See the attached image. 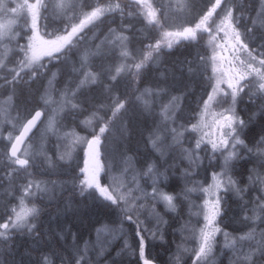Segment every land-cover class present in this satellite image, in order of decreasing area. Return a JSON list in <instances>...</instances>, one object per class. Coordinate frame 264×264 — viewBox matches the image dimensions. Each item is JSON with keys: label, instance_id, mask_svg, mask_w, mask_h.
Segmentation results:
<instances>
[{"label": "trees", "instance_id": "trees-1", "mask_svg": "<svg viewBox=\"0 0 264 264\" xmlns=\"http://www.w3.org/2000/svg\"><path fill=\"white\" fill-rule=\"evenodd\" d=\"M71 1L73 2V4ZM109 1L111 0H60V6L58 5L57 0H46V3L48 10H52L53 7L59 9L67 8L66 10L70 9L72 12L77 14V15L74 14L73 16L74 20H77L82 14L84 15V13L90 10L91 8H96L98 6L106 4ZM116 1L119 2L120 8L116 10L114 13L103 16L102 19H100L94 24V26L108 29V26L110 24L113 25H116V23L119 25L120 23L128 24L127 27L129 26V29H124L125 28L124 25H120V27H118V29L121 31L125 30L123 32L127 33L128 38H130L129 39L130 42L126 47V49H129L130 55L126 59L129 62H136V60L140 59V62H142V64L138 68L137 73L136 72L133 73L131 70L118 72L116 65V63H118L117 58H119L116 51L117 47L108 41L107 36L100 43L102 48L97 50V54L99 56L95 54L93 57H91V59H89V63L83 64L82 60L79 57H84L83 56L84 53L87 54L88 51L93 53L95 48L94 44L96 43L89 41L86 42V44L84 45L83 42H79L80 40L76 39L74 43H72L67 49L69 59L63 61L60 60L58 62L60 67L56 62L51 64L52 68H54L55 65H58L59 67V76L56 84L58 86L61 85L60 83H62L63 85H65V83H67L66 85H68L69 83L72 86L76 85L79 79L81 78L80 76L83 74L85 66H88V64L94 72L96 70L97 72V73L95 72L96 80L95 82L90 83L89 85H84L82 86V88L80 87V89L77 90L75 95V101L78 103V105H80L79 106L80 109H78L77 111L75 110L76 108L73 109L75 114H72L71 112H66L62 116V120L68 123L69 125L71 124V126H73L74 124L79 126L81 121L80 119H82L85 115H87L91 111L98 109L101 110L102 114H104V117L106 118L104 124L108 128H110L111 131L112 127H114V122H115L114 117H116L113 115L112 107L120 102L119 100H117V97L119 96L121 99L127 100L128 102L127 111L120 113L118 116L119 118L118 117L115 118V119H119L120 121V123L118 124L119 126L117 127V129L119 128L120 130L115 129V131L113 133L111 131L110 134H107L106 132L104 136L105 138L104 150L106 154V159H108L111 162L112 167L116 169L117 166L122 165L121 163L120 164L117 163L118 157L120 155L117 153V151L121 152V157H122L121 160L124 159L125 157H129V161L127 159L125 163L126 164L130 163L129 165L130 166L132 165L131 166L132 170L138 171L141 174V178H143L145 172H147L146 169H148V165L152 164L153 171L152 173H148V174L153 177H157L156 184L160 186L162 190H164L165 192L169 191V192L178 193L181 192L182 189H185L181 178L182 170L180 164L182 163L186 165L184 159L179 157V153L177 152V148L175 147H171L169 150V154L166 155L165 157L161 156L162 153L160 154L159 151H157L153 147L151 141L152 138L156 135V132L162 133L163 130L167 131V128L164 127L165 123H162L160 110L165 100L172 97L171 95L183 94L182 101L175 115L176 122H178L181 126L186 125L191 122L190 119L191 117L196 116L195 114L196 110L198 109L199 104L202 103V101L205 99L206 92H208V85H210L211 83L209 80L210 78H212L208 71L209 65H207L208 58L206 56L207 51L205 52L206 46L203 43V39L200 40V43H197L195 42V40H189L185 38L182 39L181 41L175 42L174 45L172 46L173 47L172 49H167L166 47H163V44H166V42L163 40L166 29H169L172 26L170 25L171 24L170 23L168 25L169 27H167L166 23H169L171 21L169 19L164 18V16H162L165 10L168 11L172 10L171 8L167 7L169 6L168 0H151L153 1L152 7L157 13L156 20H150V17L145 13V7L140 2V0H116ZM185 1H186V6L183 10L184 13L186 12V14L183 13L184 15L180 16L182 20H178V23L183 24L182 22L186 21L189 24L191 23L193 25H196L195 22L197 21V19H200L204 9L208 7L210 0H185ZM226 1L229 2V5L231 7L235 8L234 15L236 17V26L238 27L241 34H245L246 30L251 27L248 18L250 16L256 15V10L257 8H259L258 7L259 0H251L253 4L250 2V0H226ZM93 2L95 3V5L93 4ZM82 6L84 10L82 9ZM85 6L87 7L85 8ZM66 16L69 17V15ZM67 17H62L61 19L64 21V18ZM51 19L52 18L50 17L45 18L46 23L44 24V26L48 30V33L49 32L51 33V30L54 31L60 30V24H58L57 22L52 23ZM109 19L110 21H108ZM263 36H264V31H258L255 33L254 36H246V42L251 46L254 54L264 53V47L261 46L264 45ZM260 38L263 40H260ZM130 48L132 49V51L130 50ZM148 50H153V52H158L159 54H156L155 56L154 54L149 56ZM104 54L107 56L105 57ZM108 57L109 59L106 60ZM92 60L94 63L92 62ZM94 60L96 61V63ZM101 60H103L104 62ZM154 61H157L158 63L154 64ZM109 62L110 65H108ZM90 63L92 64V67ZM78 65H80V67H78ZM108 66L110 68H107ZM194 71L196 74L194 73ZM70 72H73V74L71 75ZM113 75H115L114 78L111 77ZM68 76L70 78L69 82L65 80L66 77ZM103 76L106 77V81L105 78H103ZM126 77L129 80H127ZM207 77L210 78L204 80ZM45 79L46 77L41 76V78L32 79L28 82V80H25V78L23 77L21 82L17 81L16 79L10 81L9 84L12 87L11 88L12 94L14 95V100H15L13 104V108L14 111L17 113L18 111H20L18 113L19 116H23L24 118L25 115L27 114L29 115L39 105V102L36 100L39 97L38 95L41 93L42 90L41 87ZM205 84L207 86H205ZM123 87L125 88L123 89ZM192 87H194V89ZM142 88H150L153 91L162 89L164 94L162 92V94L158 96L151 95V97L149 98L150 104L149 106H146L140 100H137L136 97H134V95H136ZM164 89L166 92L164 91ZM15 90L19 92H15ZM199 90L202 92H200ZM185 91L187 92L184 93ZM248 100H249L248 95L242 93L238 98V102H237V111L239 115L244 119H247L248 116H250L254 111H256L260 103H262V101L260 100H253L255 103L253 101H248ZM21 103H23L24 105ZM29 103L31 104L29 105ZM86 106L87 107L90 106L88 107L89 110H87ZM249 106H251L252 109ZM29 107L32 108L30 109ZM244 109H247V111ZM110 113L112 116H110ZM261 121H263L264 123V120L259 118L256 119L252 124H250L247 127V129L244 130V132L245 131L246 132L244 133L243 138L246 140V143L248 142L249 144H252L255 142V140L259 139L261 135H264V124ZM260 123L262 124V126ZM258 130L259 131L261 130V132H259ZM119 131L120 134H118ZM115 135L117 136L119 135L120 136L119 139H115L117 138V136ZM249 138L251 140H249ZM153 155H157V156H153ZM148 156H150L151 158H149ZM82 159L83 157L80 151L72 154L71 158L69 159H60L54 150H50L44 154H41L39 158H36L33 161L29 162V166L27 168H22V169L19 168L18 170H15L14 168L12 171H9L6 169V167H0V220L4 218L3 217L4 214L7 215L11 214L10 211H12V209L10 207L12 206L11 204L13 203L14 200L13 198L14 197L16 198V194H18L20 190L21 192H23L25 186L30 180L33 182L37 180H41V181L44 180L48 185H52V187L54 188V190L52 189L51 191H46L40 195H38L36 190L33 189L35 195L32 197H28L26 200L30 204L34 203L38 208L41 209L39 215L32 220V223H34L37 226H35V228L31 232H29L27 228H23L19 231L13 232L10 235L0 236V264H43L42 258L45 255L50 257V259L52 260V264H61L62 258L65 259L64 264H75L72 254V245L78 242L80 248L83 250L86 241H91L94 243L96 237L93 229L97 224L103 221L116 222L115 225L113 224L114 226L112 224L109 226H113V227L122 226L121 229L124 230L123 233L125 232L128 233L127 237L125 238L128 240L131 248L127 251H121V247L124 241L119 236L114 240V242L110 243L108 248H105V254L103 256H99L97 255V251H96L97 248L94 249L91 246V244H89V249L86 254H88L87 256L92 261V264H140L138 257V247H137L138 241L136 240L135 233H133L134 232L133 226L130 227L129 224L125 223L121 225L119 223L120 220L119 209H117L114 206H106V204L100 202L99 199L95 198V194H93V197L91 198L88 197L87 194L85 195V197L80 196V192H79L80 184L77 185L78 181L74 180V177L79 175L78 164L82 163ZM57 161L59 163H57ZM153 161L156 163L153 164L154 163ZM240 161L238 160L233 162L235 164V168H234L235 170H233L231 173L233 177L236 179L238 185L239 186L241 185L240 186L242 190L241 196L235 197L232 194L225 193L224 195L225 203L223 204L224 207L223 210L225 213L227 212L228 213L224 214L223 212L222 214L223 216L221 217L223 221L222 222L223 226L224 227L226 226L225 228L228 227L229 229L227 228V230L232 229L233 231H242L248 228L244 223H242L244 219L243 216L247 212V211H242V209L246 205L249 212V209L253 206L252 202L255 201L254 197L256 195V192L257 193L260 192V187L258 184L254 182H251L249 184L248 190H246L245 187L248 179L253 176L252 168L254 167V164L255 166L257 165L263 166L262 161H258V159H256L255 156L250 157L249 154H247L246 156H242V159ZM239 167L241 168L239 169ZM59 168H61L62 170H59ZM143 170L145 171L142 172ZM248 170H250V173ZM235 172L239 173V175H237ZM240 172H242V174ZM241 182L244 183L242 184ZM16 183L19 184L20 186L17 185ZM177 187L179 188L178 190ZM57 194L58 195L62 194V195L57 197ZM145 200L148 201L147 199ZM182 200H184V202ZM232 200L235 201L233 202ZM186 207L187 205L184 196L181 195L180 202L176 201L175 211H171L167 209L161 203L159 205L156 204V207L152 211L139 210L140 219L141 221H143V226L145 228L152 229L154 226H156L157 216L161 217L164 221H166V224L164 223L165 225L162 224V230H163L162 233H164L162 239L157 240L156 237H154V239H150L146 231L142 233L143 236L145 237L146 255L148 257L155 259L160 264H169V261L172 260L171 250L173 247L175 248L177 244L176 242L180 236L179 233L176 231V229L179 227L182 220H184L187 216ZM73 208L78 209V211L74 212L72 210ZM153 213H155V215ZM37 220L39 221V223ZM177 220L180 221V223ZM64 233H67V235L65 236V238H61L64 235ZM74 234L77 235V240L74 238ZM173 236H175L174 237L175 239L173 238ZM164 239L166 240L164 241ZM132 249L135 250V254H133ZM118 252L120 253L119 255L117 254ZM54 253H59V254L54 255Z\"/></svg>", "mask_w": 264, "mask_h": 264}, {"label": "rangeland", "instance_id": "rangeland-1", "mask_svg": "<svg viewBox=\"0 0 264 264\" xmlns=\"http://www.w3.org/2000/svg\"><path fill=\"white\" fill-rule=\"evenodd\" d=\"M57 2H58V5L60 6V0H57ZM140 2L145 7V13L149 15L150 20H156L157 13L152 7L153 1L140 0ZM168 3H169V6L167 7L171 8L172 10L170 11L165 10L162 16H164V18L169 19L171 21L169 23H166V26L169 27L168 25L170 23H171L170 25L172 26L169 29H166L163 40L166 42L167 45L163 44V47H166L167 49H172L173 48L172 46L176 42L173 39L174 37L173 31H179L183 27L189 25V23H187L186 21H183L182 22L183 24L178 23V20H182L180 16L186 14V12L184 13V10H183L186 6L185 0H168ZM226 4L229 5V2L226 1ZM54 8H52V10H48L46 0H0V49H1L0 50V71L2 72V73L0 72V167H6V169L9 171H12L14 168L15 170H18L19 168L22 169L23 167L18 166L19 160L27 159L29 160V162H31L34 159L39 158L41 154H44L47 151H50L52 149L56 153H59V154L63 152L61 156L57 154L59 158L61 157L60 159H69L71 158V153L74 154L80 151L83 157L82 160L85 161L86 166L88 167L90 172L95 173L97 168H100L102 171L105 170V172L101 174L102 175L101 180L103 183H112L113 181H115L117 184H122L125 187L130 186L132 189L131 197L139 198L142 204L140 211H145V210L152 211L156 207V203L148 201L146 204V200L143 197V192H149V193L151 192V186L153 185V182L156 183L157 177H153L149 175L148 172H145L143 178H141V174L138 171L132 170L131 166L129 167V164L125 163V161L129 159V157H125L124 159L121 160L122 158L121 152L119 151H117V153L120 154L118 157L117 163L119 164L121 163L122 165L117 166L116 169L113 168L111 162L108 159H106L105 152L102 150V143L99 144V142L95 141V148L92 149V143L90 141V137L93 134L100 136L99 129L101 127L105 128L103 122H105L106 118L101 113V110L95 109L91 111L90 113H88L86 116H84L83 117L84 119L82 118V120L80 121V127L76 124H74L73 126L71 125L69 126L68 123L62 120V116L66 112H71L72 114H75L73 109L74 108H76L77 110L78 108L80 109L79 105L77 106L78 103L75 101L74 95H76V91H77L76 89H79L80 86L89 85V83L95 82L96 73L93 71L94 73L91 75V73L89 72L92 69L88 65V66H85V68L87 69L86 70L84 69V72L81 76L82 78L79 79L78 81L79 83H77L76 85L72 86L70 83L66 85L67 83H65V85L61 84L59 87L56 84L58 80V76H59V67H60L58 62L60 60L62 61L68 60L69 56H68V51L66 50V48L70 46L72 43H74L76 39H79L80 40L79 42H83L84 45L86 44V42H89V41L96 43L94 44L95 45L94 53H91L90 51H88L87 54L84 53L83 55L84 57L80 58L81 60L83 59L82 60L83 64L89 63V59H91V57L97 54V50L102 48L100 43L107 36L108 41L117 47L116 51H117L119 58H117L118 63H116V65H117L118 72L131 70L133 73H135L138 67L141 66L142 62H140V59H138L137 62H129L126 59L130 55L129 49H126V47L128 46L130 42L129 40L130 38H128L127 33L123 32L124 30L121 31L115 26H113L114 30L112 29L107 30L109 31L107 32V31H101L100 28L94 26L95 22L98 21L102 16L111 14L115 12L116 10H118L120 8L119 2L116 0H111L101 6H98L96 8H91L90 10L86 11L84 15L82 14L81 17L78 18L77 20H74L73 18L74 12H72L70 9L66 11L67 8H60V9L57 8L56 10ZM104 11L106 12V14H104L105 13ZM257 11H259V8H257ZM67 12L69 14V17H67V19L64 18V21H63L61 18L65 17ZM50 16L52 17V22H57L60 24V30L53 31V32L51 30L52 33L49 34L44 24L46 23L45 18L46 17L48 18ZM218 24H220L219 17H217L215 19V22L212 23L211 31L214 35L216 34V26ZM92 25L93 27L89 28ZM120 25H125L126 27L124 29H129V26L127 27L128 24L121 23ZM225 27L229 33L233 32V28L231 27L230 24L225 25ZM201 39H203V43L206 46V51H207L206 56L208 58L207 65H209L208 71L212 77V78L207 77L204 79L206 80L210 78L209 81L211 82L210 85H208V92H206V95H207L211 92L213 85H219L221 87H226L229 81H235L236 79H238L240 77L241 72H243L244 70L242 65L248 61V55L245 51L239 49L238 45L235 49L233 48L232 45L235 43V40L225 43L223 38L218 39L217 44L223 45V47H217L216 51L214 52L213 46L209 43L210 37L207 34V31H202V33H199V37L198 39H195V42L200 43ZM169 44H171L172 46L169 47ZM130 50L132 51L131 48ZM149 52H151L152 55L154 54V56L156 54H159L158 52H153L152 50H148V54ZM10 53L13 55H11ZM7 59H8V62L6 61ZM54 62H56L59 65V67L58 65H55L54 68H52L51 64H53ZM155 63H158V62L154 61V64ZM136 64L138 65V67ZM133 67L135 68L137 67V69H134ZM37 74L40 75V77L38 78H41V76L46 77L42 85V90H45V91L42 92L41 90V93L39 97L37 98L39 105L40 106L42 105L41 108L42 109L45 108L44 109L45 118L37 126L36 133L33 134V136L29 140H27V142L24 144L21 152L19 153L18 158L11 159L8 157L9 156L8 151L15 137L18 135V132L21 129L22 123L29 115L27 114L23 118V116H19V114L14 111V108L12 106L14 103V95L12 94V89H11L12 87L10 86L9 83L10 81L14 79L21 82L23 77L25 78V80H28V81L32 79H37ZM87 74L88 76H85ZM92 76H93V79H89V78H92ZM85 77H86V80H85ZM113 77H115V75H113ZM217 78H220V79L218 80ZM69 79L70 78L68 76L66 77L65 80L69 82ZM54 85L55 86L57 85V86L55 87ZM49 89H52L53 91ZM162 92L163 90L161 89L153 91L150 88H142L136 95H134V97H136L137 100H140L146 106H149V103H150L149 98L151 97V95L158 96ZM45 93L47 96L51 94L49 96L50 100L48 99L49 97L47 98ZM54 93L56 94L52 96V94ZM63 96L65 97V99ZM171 96L172 97L165 100L160 110V114L162 117V123L168 124L167 131H164L162 133L161 132L156 133V135L153 137L154 139H152L151 141V142L155 141L154 144H156V146L153 145V143L151 144L157 151H159L160 153H162V155H165V156L168 155L170 146L177 148L179 157L184 159L186 163L185 166L184 164L180 163L181 170H182L181 178H182L184 188L185 189H191V188L196 189V191L188 193V195L186 196L187 198H185L184 196L186 205L188 204L187 214H186L187 216L181 222L179 227L176 229V231L180 233L179 234L180 239L177 240V244H176L177 247L175 246V248L171 250L173 253L171 254L173 258L172 260L169 261V264H175L176 256L179 255L181 257L180 264H192V260H193L192 253L190 251L186 252L185 249L186 248L192 249L198 246V241L196 239L194 240L195 237L193 233H195L198 236L199 230L200 228L203 227V224H204L203 214H202V206H203L204 198H203L202 192L200 191V187L201 185L207 186L205 184L206 177H207V183L209 184L211 183V174L213 172L223 171V167H222L223 159L219 157V154H217V157H218L217 159H212L210 151L208 153L203 152V151L198 152L196 154V157H193L194 159L188 158L190 153L194 149V143H195L194 137L198 136L199 133L190 134V132H188L187 130H190L192 125L198 123V121L191 119V122L189 124L182 125V126L178 122H176L175 115L182 101V94H178V95L175 94ZM178 97H180L181 100ZM53 100L55 101L52 102ZM59 101H61V104L58 103ZM47 104H49V106ZM39 105L37 107H40ZM175 105L177 108L175 107ZM114 106L112 107V112H113ZM226 106L227 105H225V107ZM201 107H202V103L199 104L198 109L196 110V113H195L196 116H198V112L200 111ZM50 108L51 109L53 108V109L51 110ZM164 108H167V114L169 116L167 114L166 115L164 114L163 112ZM214 110L218 111L221 109L215 108L214 106ZM90 114H92V116ZM110 116H112L111 113H110ZM115 118L116 117H114V120L116 123H114L115 128L112 127V130H111L112 133L115 131V129H117V127L119 126L118 124L120 123L119 119H115ZM169 125H171L172 127ZM118 130L120 129L118 128ZM111 131H110V128H108L107 134H110ZM46 134L48 136H46ZM118 134H120V131ZM119 137L120 136L118 135L117 138L115 139H119ZM102 138L104 139V134ZM159 141H161V143ZM69 143L71 146H69ZM49 144L51 146H49ZM69 147L71 148V150H69L70 149ZM66 148H68V150ZM59 149H61V151ZM165 149L166 150L169 149V150L166 151ZM65 151L66 152L69 151V152L66 153ZM241 154H242L241 156H246L248 153L241 150ZM258 161L263 162V166H262L263 168L260 165L254 166L252 168V171H253V176L251 177L252 180L249 178V180L247 181V185L245 187V189L248 190L249 184L251 183V181L259 185L260 192L255 195L254 197L255 200L258 198V196L260 197L261 195H264V192L261 190V189H264V178H263L264 158L258 159ZM229 174L232 176L233 180L236 181L232 173L230 172ZM134 177H135V182H133ZM35 182L37 183L43 182L41 184L40 189L34 188L36 192L38 193V195L43 194L47 190L51 191L52 189V187H50V185H48L46 182L44 183V181L37 180ZM43 184L45 187H43ZM78 184H79V181L77 182V185ZM236 188L241 189L237 181H236ZM234 190L235 189H233V191L231 192H226V193L232 194L235 197L241 196L240 195L241 192L237 193L236 190L235 192ZM21 193L22 192L20 190V192L16 194V198L15 197L13 198L14 200H13V203L11 204L12 206L10 207L12 210L17 209L18 208L17 202L23 199ZM222 195L224 197L225 193L222 192ZM133 202L135 203V200ZM189 202H192V203H189ZM26 203L28 204V206L32 205L27 200H26ZM223 204L224 202H222L221 208L223 207ZM252 208L253 206L249 209V212H248L249 214L246 213L245 216L252 215V211H251ZM223 212L224 210L222 209V214ZM5 216H7V214H4L3 217ZM184 222L186 226H184L183 224ZM222 222L223 221H221V218H218L217 223L219 224V227H222L224 229L220 228L221 232L218 233L216 236V240L213 245V251L209 256L205 258L204 264H237V261H238L237 259H239L240 261L243 260V256L241 255V253L248 252L250 250L249 245H255L260 240L259 233L262 229H264V226L257 227L256 233L254 234L251 240L238 241L234 245L233 239L238 238L240 236L247 235L250 229L247 228L242 231H231V230H227L223 226ZM258 223L259 222H257V224ZM188 224L191 227H189ZM110 227H113V226H110ZM161 227H162V224L159 225L160 232L158 234L156 232L157 225L152 228L151 232L146 231L150 239H154V237H156L157 240H160L163 238ZM24 228H28V225H25ZM115 228L121 229V227H115ZM224 232H227L230 234L227 239L223 235ZM111 235L107 233L105 234L104 239L109 241V243L106 245V248L109 247L110 242L112 243L115 240L113 239V235L117 238L121 236V233H114ZM179 242L184 243V245ZM180 244H182V246ZM178 252L181 254H179ZM229 255H231L232 257ZM258 256L261 258H258ZM226 257H228V259ZM253 258L256 261V264H264V260H262V258H264V255H256Z\"/></svg>", "mask_w": 264, "mask_h": 264}, {"label": "snow or ice", "instance_id": "snow-or-ice-1", "mask_svg": "<svg viewBox=\"0 0 264 264\" xmlns=\"http://www.w3.org/2000/svg\"><path fill=\"white\" fill-rule=\"evenodd\" d=\"M235 8L226 4V0H210L208 7L204 9L200 19L197 21L201 25L200 28L192 29L191 34L186 35L189 40L196 39V33L201 31H207L209 35V43L213 46L214 52L217 47H223L218 45L217 41L223 38L225 43L235 40L232 45L235 49L237 45L239 49L245 51L248 55V61L242 65L243 72L240 77L235 81H229L226 87L219 85H213L211 92L206 95V99L202 101V107L198 112V116H193L190 119L197 120L198 123L192 125L190 130L192 133H199L194 137V149L189 155V158L196 157L198 152H211V158L217 159V154L223 159V171L213 172L211 174V183H207V177L205 184L201 185L200 191L203 194V227L200 228L198 236L194 233V237L198 241V246L192 249H185L190 251L193 256L192 264H204L205 258L209 256L213 251V245L216 240V236L221 232L218 218L222 217V202L225 203L222 192H230L233 189L237 193L242 191L236 188V181L233 180L229 174L235 168L233 161L242 159L241 150L249 154V156H255L256 159L264 158V135H261L259 139L254 143H246L244 137V130L252 124L256 119L264 120V53L254 54L251 46L246 42V36H254L258 31H264V0H259V11L256 10L255 16L248 18L251 27L246 30L245 34H241L236 26V17L234 15ZM220 18V24L216 26V34L211 31L212 23L215 19ZM230 24L233 28V32L229 33L225 25ZM222 34V35H221ZM238 38V39H237ZM172 45L169 44V47ZM264 47V45H262ZM152 53L149 52V56ZM251 65V66H249ZM218 80L220 78H217ZM248 95L249 101L260 100L262 103L257 107L247 119L242 118L237 111V101L241 94ZM117 100L120 102L114 106L113 115L118 117L120 113L127 111V100L121 99L119 96ZM225 105H227L225 107ZM219 108L221 110H214ZM164 114L167 113V108L163 110ZM43 112L33 113L30 123L36 125L43 118ZM167 128V123L164 125ZM107 131V128L101 127L99 129V137L94 136V141L103 137V134ZM153 144L155 141L152 142ZM251 145V146H249ZM15 158L17 154L11 153ZM198 158V157H197ZM18 166L27 168L29 166V160L22 159L18 161ZM79 175L74 177V180L79 181L80 184V196L93 197L99 199L100 202L106 204V206H114L119 209L120 224H129L133 226L136 240L138 241V257L140 264H154V260L150 259L146 255L145 237L142 233L145 231L151 232V228H145L143 221L140 219V208L142 204L139 198L131 197L132 189L130 186L125 187L122 184H117L115 181L112 183H103L101 180L102 173L105 170L97 168L95 173L89 171L85 161L78 164ZM153 165L149 164L147 172L152 173ZM251 179V177H250ZM135 182V177L133 178ZM43 182L29 181L21 193L23 199L17 202L18 208L13 209L11 214L5 216L0 222V236L10 235L15 231H19L28 225V231L31 232L35 228V224L32 220L39 215L41 209L34 203L28 206L26 199L35 195L33 189H40ZM264 191V189H261ZM142 191V190H141ZM196 191L195 188L182 189L180 193L165 192L155 182L151 186V192H143V197L149 202H156L159 205L162 204L169 210L175 211L176 201L180 200V196H187L188 193ZM135 200V203L133 202ZM253 203L251 209L252 215L245 216L242 223H244L250 231L247 235L240 236L233 239V244L238 241L251 240L256 233L257 227L264 226V195L258 197ZM27 205V206H25ZM71 207V206H70ZM74 212L78 209L73 208ZM242 211H248L247 206ZM155 215V213H153ZM157 234L160 232L159 225L166 223L161 217L157 216ZM257 222H259L257 224ZM116 222H101L97 224L93 231L95 233V242L86 241L85 247L82 250L79 243L72 245V254L75 264H92V261L86 255L89 244L93 248H97V255L103 256L105 254L106 245L109 243L104 239L105 234L121 233L120 238L123 239V245L121 251H127L131 248L128 240L125 238L128 234L123 233L122 229L110 227V224ZM67 233L61 238H65ZM223 235L227 239L229 233L224 232ZM260 240L255 245H249V251L241 253L243 260L237 261V264H256L253 259L256 255H264V229L259 233ZM74 238L77 240V235L74 234ZM115 239L116 237L113 236ZM133 254L135 250L132 249ZM59 253H54L57 255ZM120 254L119 252L117 253ZM43 264H52V260L49 256L45 255L42 258ZM65 259L62 258L61 264H64ZM175 264H180V256L176 257Z\"/></svg>", "mask_w": 264, "mask_h": 264}, {"label": "bare ground", "instance_id": "bare-ground-1", "mask_svg": "<svg viewBox=\"0 0 264 264\" xmlns=\"http://www.w3.org/2000/svg\"><path fill=\"white\" fill-rule=\"evenodd\" d=\"M71 2H72V1H71ZM250 2H251V0H250ZM257 2H258V1H257ZM57 3H58V2H57ZM98 3H99V2H98ZM251 3H252V2H251ZM255 3H256V2H255ZM255 3H254V4H255ZM70 4H71V3H70ZM72 4H73V2H72ZM93 4L95 5L94 2H93ZM249 4H250V3H249ZM252 4H253V3H252ZM256 4H257V3H256ZM256 4H255V5H256ZM79 6H80V5H79ZM245 6H246V5H245ZM245 6H244V7H245ZM248 6H249V5H248ZM253 6H254V5H253ZM77 7H78V6H77ZM86 7H87V6H85V8H86ZM258 7H259V6H258ZM53 8H54V7H53ZM72 8H73V7H72ZM72 8H71V9H72ZM54 9L56 10L57 8H54ZM82 9L84 10L83 6H82ZM88 9H89V6H88ZM79 10H80V9H79ZM79 10H77V11H79ZM115 10H116V9H115ZM115 10H114V11H115ZM253 10H255V9H253ZM66 11H67V10H66ZM69 11H70V10H69ZM75 11H76V9H75ZM85 11H86V10H85ZM104 12H105V11H104ZM112 12H113V11H112ZM252 12H253V11H252ZM82 13H83V12H82ZM105 13H106V12H105ZM113 13H114V12H113ZM117 13H118V12H117ZM70 14H71V13H70ZM74 14H76V13H74ZM79 14H80V13H79ZM66 15H69L68 12H67ZM76 15H77V14H76ZM103 15H104V14H103ZM62 16H63V15H62ZM116 16H117V15H116ZM65 17H67V16H65ZM80 17H81V16H80ZM80 17H79V18H80ZM102 17H103V16H102ZM118 17H119V16H118ZM50 18H52V17L50 16ZM108 18H109V17H108ZM66 19H67V18H66ZM69 19H70V18H69ZM101 19H102V18H101ZM123 19H124V18H123ZM109 20H110V19H109ZM109 20H108V21H109ZM124 20H125V19H124ZM48 21H49V20H48ZM51 21H52V19H51ZM67 21H68V20H67ZM106 21H107V20H106ZM108 21H107V22H108ZM113 21H114V20H113ZM120 22H121V21H120ZM124 22H125V21H124ZM50 23H51V22H50ZM52 23H53V22H52ZM127 23H128V22H127ZM56 24H57V23H56ZM58 24H59V23H58ZM58 24H57V25H58ZM116 24H117V23H116ZM248 25H249V24H248ZM48 26H49V25H48ZM107 26H108V25H107ZM124 26H125V25H124ZM109 27H110V26H108V28H109ZM119 27H120V25H119ZM125 27H126V26H125ZM111 28H112V27H111ZM109 30H110V29H109ZM112 30H113V29H112ZM53 31H54V30H52V32H53ZM56 31H57V30H56ZM124 31H125V30H124ZM52 32H51V33H52ZM107 32H109V31H107ZM112 32H113V31H112ZM115 32H117V31H115ZM133 33H134V32H133ZM133 33H132V34H133ZM135 33H136V32H135ZM261 33H262V32H261ZM49 34H50V32H49ZM111 34H112V33H111ZM119 34H121V33H119ZM115 35H116V34H115ZM115 35H114V36H115ZM122 35H123V34H122ZM109 36H110V35H109ZM260 36H261V35H260ZM117 37H118V36H117ZM247 38H248V37H247ZM263 38H264V36H263ZM126 39H127V38H126ZM124 40H125V39H124ZM260 40H263V39L260 38ZM114 41H115V40H114ZM254 41H255V40H254ZM5 43H7V42H5ZM261 43H262V42H261ZM261 43H260V44H261ZM263 43H264V42H263ZM8 44H9V43H8ZM8 44H7V45H8ZM7 45H6V46H7ZM104 45H105V44H104ZM3 46H4V45H3ZM261 46H262V45H261ZM7 47H8V46H7ZM96 48H97V47H96ZM100 49H101V48H100ZM261 49H262V48H261ZM0 50H1V49H0ZM2 50H3V49H2ZM95 50H96V49H95ZM152 51H153V50H152ZM189 52H190V51H189ZM191 52H193V51H191ZM205 52H206V50H205ZM262 52H263V51H262ZM93 53H94V52H93ZM5 54H6V52H5ZM10 54H11V53H10ZM15 54H17V53H15ZM100 54H101V53H100ZM11 55H13V54H11ZM97 55H98V54H97ZM104 55H105V54H104ZM145 55H146V54H145ZM1 56H2V55H1ZM92 56H93V55H92ZM98 56H99V55H98ZM106 56H107V55H105V57H106ZM188 56H189V55H188ZM4 57H5V56H4ZM4 57H2V58H4ZM7 57H8V56H7ZM11 57H12V56H11ZM11 57H10V58H11ZM95 57H96V56H95ZM141 57H142V56H141ZM5 58H6V57H5ZM8 58H9V57H8ZM79 58H81V57H79ZM100 58H102V57H100ZM100 58H99V59H100ZM110 58H111V57H110ZM68 59H69V58H68ZM71 59H72V58H71ZM86 59H87V58H86ZM95 59H96V58H95ZM97 59H98V58H97ZM105 59H106V58H105ZM105 59H103V60H105ZM108 59H109V57H108L106 60H108ZM112 59H113V58H112ZM163 59H164V58H163ZM82 60H83V59H82ZM103 60H101V61H103ZM110 60H111V59H110ZM158 60H159V58H158ZM161 60H162V59H161ZM6 61L8 62V59H7ZM71 61H73V60H71ZM90 61H91V60H90ZM94 61H95V60H94ZM14 62H15V61H14ZM74 62H75V60H74ZM86 62H87V61H86ZM92 62H93V60H92ZM103 62H104V61H103ZM110 62H112V61H110ZM110 62L108 63V65H110ZM136 62H137V60H136ZM152 62H153V60H152ZM159 62H160V61H159ZM170 62H171V61H170ZM4 63H5V62H4ZM93 63H94V62H93ZM95 63H96V61H95ZM164 63H166V62H164ZM84 64H85V63H84ZM86 64H87V63H86ZM90 64H91V63H90ZM102 64H103V63H102ZM145 64H146V63H145ZM161 64H162V63H161ZM68 65H69V64H68ZM88 65H89V64H88ZM97 65H98V64H97ZM134 65H135V64H134ZM136 65H137V64H136ZM189 65H190V64H189ZM64 66H65V65H64ZM66 66H67V65H66ZM76 66H77V64H76ZM100 66H101V65H100ZM165 66H166V65H165ZM184 66H185V65H184ZM192 66H193V65H192ZM78 67H80V65H78ZM82 67H83V66H82ZM82 67H81V68H82ZM91 67H92V64H91ZM137 67H138V65H137ZM137 67H136V68L133 67V68H134V69H137ZM145 67H146V66H145ZM151 67H152V66H151ZM157 67H158V66H157ZM172 67H173V66H172ZM193 67H194V66H193ZM93 68H94V67H93ZM99 68H100V67H99ZM107 68H110V67L108 66ZM111 68H112V65H111ZM138 68H139V67H138ZM184 68H185V67H184ZM2 69H3V68H2ZM5 69H6V68H5ZM84 69L86 70L87 68H84ZM95 69H96V68H95ZM193 69H194V68H193ZM193 69H192V70H193ZM82 70H83V69H82ZM82 70H81V71H82ZM109 70H110V69H109ZM137 70H138V69H137ZM142 70H143V69H142ZM145 70H146V69H145ZM176 70H177V69H176ZM192 70H191V71H192ZM194 70H195V69H194ZM99 71H100V70H99ZM107 71H108V69H107ZM140 71H141V69H140ZM143 71H144V70H143ZM0 72H1V71H0ZM6 72H7V71H6ZM6 72H5V73H6ZM9 72H10V71H9ZM83 72H84V71H83ZM95 72H96V70H95ZM110 72H111V71H110ZM110 72H109V74H110ZM154 72H155V71H154ZM154 72H153V73H154ZM1 73H2V72H1ZM7 73H8V72H7ZM85 73H86V71H85ZM89 73H91V75H92L94 72H93V70H90ZM89 73H88V74H89ZM96 73H97V72H96ZM131 73H132V72H131ZM136 73H137V71H136ZM149 73H150V72H149ZM149 73H148V74H149ZM155 73H156V72H155ZM171 73H172V72H171ZM194 73H195V71H194ZM10 74H11V73H10ZM77 74H78V73H77ZM80 74H81V73H80ZM88 74L85 75V76H88ZM98 74H99V73H98ZM107 74H108V73H107ZM111 74H112V73H111ZM127 74H128V73H127ZM132 74H133V73H132ZM158 74H159V73H158ZM162 74H163V73H162ZM164 74H165V73H164ZM167 74H168V73H167ZM172 74H173V73H172ZM181 74H182V73H181ZM186 74H187V73H186ZM190 74H191V73H190ZM195 74H196V73H195ZM91 75H89V76H91ZM94 75H95V74H94ZM94 75H93V76H94ZM99 75H100V74H99ZM146 75H147V73H146ZM154 75H155V74H154ZM81 76H82V75H81ZM81 76H80V77H81ZM83 76H84V75H83ZM93 76H92V78H89V79H93ZM108 76H110V75H108ZM124 76H125V75H124ZM129 76H130V75H129ZM129 76H128V77H129ZM164 76H165V75H164ZM170 76H171V75H170ZM178 76H179V75H178ZM193 76H194V75H193ZM111 77H113V76H111ZM131 77H132V76H131ZM161 77H162V76H161ZM167 77H169V76H167ZM81 78H82V77H81ZM83 78H84V77H83ZM103 78H105V81H106V77L103 76ZM113 78H114V77H113ZM119 78H121V77H119ZM142 78H144V77H142ZM189 78H190V76H189ZM192 78H193V77H192ZM194 78H195V77H194ZM87 79H88V77H87ZM101 79H102V78H101ZM126 79H127V77H126ZM126 79H125V80H126ZM133 79H134V78H133ZM149 79H150V78H149ZM154 79H155V78H154ZM81 80H82V79H81ZM85 80H86V77H85ZM95 80H96V79H95ZM127 80H129V79H127ZM135 80H136V79H135ZM135 80H134V82H135ZM137 80H138V79H137ZM155 80H156V79H155ZM168 80H169V79H168ZM172 80H174V79H172ZM87 81H88V80H87ZM87 81H86V82H87ZM89 81H90V80H89ZM114 81H115V79H114ZM140 81H141V79H140ZM145 81H146V79H145ZM151 81H152V80H151ZM157 81H158V80H157ZM161 81H162V79H161ZM169 81H170V80H169ZM179 81H180V80H179ZM182 81H183V80H182ZM28 82H29V81H28ZM118 82H119V81H118ZM142 82H143V81H142ZM153 82H154V81H153ZM78 83H79V82H78ZM82 83H83V82H82ZM126 83H127V82H126ZM130 83H131V81H130ZM139 83H140V82H139ZM143 83H144V82H143ZM181 83H182V82H181ZM60 84H62V83H60ZM85 84H86V83H85ZM89 84H90V83H89ZM123 84H124V83H123ZM141 84H142V83H141ZM40 85H41V84H40ZM138 85H139V84H138ZM138 85H137V86H138ZM26 86H27V85H26ZM37 86H38V85H37ZM54 86H55V85H54ZM56 86H57V85H56ZM56 86H55V87H56ZM178 86H181V85H178ZM200 86H201V85H200ZM202 86H203V85H202ZM205 86H207V85L205 84ZM20 87H21V86H20ZM31 87H32V86H31ZM59 87H60V86H59ZM59 87H58V88H59ZM80 87L82 88V86H80ZM119 87H120V84H119ZM151 87H152V86H151ZM41 88H42V87H41ZM51 88H52V87H51ZM116 88H117V86H116ZM124 88H125V87H123V89H124ZM178 88H179V87H178ZM178 88H177V89H178ZM192 88L194 89V87H192ZM13 89H14V88H13ZM28 89H29V87H28ZM30 89H32V88H30ZM47 89H48V88H47ZM54 89H55V88H54ZM71 89H72V88H71ZM79 89H80V88H79ZM119 89H120V88H119ZM135 89H136V88H135ZM168 89H169V88H168ZM177 89H176V91H177ZM184 89H185V88H184ZM196 89H197V88H196ZM34 90H35V89H34ZM49 90H52V89H49ZM60 90H61V89H60ZM63 90H64V89H63ZM76 90H78V89H76ZM161 90H162V89H161ZM174 90H175V89H174ZM178 90H179V89H178ZM191 90H192V89H191ZM202 90H203V89H202ZM44 91H45V90H42V92H44ZM52 91H53V90H52ZM56 91H57V89H56ZM73 91H74V90H73ZM73 91H72V92H73ZM164 91H165V89H164ZM199 91H200V90H199ZM15 92H19V91H16V90H15ZM32 92H33V90H32ZM60 92H61V91H60ZM76 92H77V91H76ZM126 92H127V91H126ZM165 92H166V91H165ZM186 92H187V91H185L184 93H186ZM200 92H202V91H200ZM20 93H21V92H20ZM23 93H24V92H23ZM70 93H71V92H70ZM121 93H122V92H121ZM177 93H178V91H177ZM189 93H190V92H189ZM203 93H204V92H203ZM38 94H39V93H38ZM42 94H43V93H42ZM55 94H56V93L52 94V96L55 95ZM67 94H68V93H67ZM123 94H125V93H123ZM156 94H157V93H156ZM161 94H162V93H161ZM163 94H164V92H163ZM197 94H198V93H197ZM15 95H16V94H15ZM31 95H32V94H31ZM34 95H35V94H34ZM39 95H40V94H39ZM39 95H38V96H39ZM45 95H46V93H45ZM50 95H51V94H49V96H50ZM59 95H60V94H59ZM62 95H63V94H62ZM65 95H66V94H65ZM116 95H117V94H116ZM177 95H178V94H177ZM182 95H183V94H182ZM189 95H190V94H189ZM202 95H203V94H202ZM46 96H47V95H46ZM49 96H47V98H48ZM74 96H75V95H74ZM74 96H73V97H74ZM124 96H125V95H124ZM190 96H191V95H190ZM192 96H193V95H192ZM30 97H31V96H30ZM35 97H36V96H35ZM63 97H64V96H63ZM63 97H62V98H63ZM69 97H70V96H69ZM121 97H122V95H121ZM164 97H165V96H164ZM182 97H183V96H182ZM193 97H194V96H193ZM245 97H246V96H245ZM245 97H244V98H245ZM40 98H41V97H40ZM51 98H52V97H51ZM76 98H77V97H76ZM178 98L180 99V97H178ZM185 98H186V97H185ZM191 98H192V97H191ZM6 99H7V98H6ZM16 99H17V98H16ZM20 99H21V98H20ZM48 99L50 100V97H49ZM48 99H47V100H48ZM53 99H54V98H53ZM55 99H56V98H55ZM58 99H59V98H58ZM64 99H65V97H64ZM64 99H63V100H64ZM175 99H176V98H175ZM179 99H178V100H179ZM198 99H199V98H198ZM30 100H31V99H30ZM172 100H173V99H172ZM180 100H181V99H180ZM190 100H191V99H190ZM245 100H246V99H245ZM12 101H13V100H12ZM14 101H15V100H14ZM36 101H37V100H36ZM54 101H55V100H53L52 102H54ZM68 101H69V99H68ZM79 101H80V100H79ZM175 101H176V100H175ZM248 101H249V100H248ZM28 102H29V101H28ZM28 102H27V103H28ZM32 102H34V101H32ZM64 102H65V101H64ZM171 102H172V101H171ZM185 102H186V101H185ZM253 102H254V101H253ZM253 102H252V103H253ZM19 103H20V102H19ZM58 103L61 104V101H59ZM99 103H100V102H99ZM182 103H183V102H182ZM239 103H240V102H239ZM254 103H255V102H254ZM8 104H9V103H8ZM13 104H14V103H13ZM21 104H23V103H21ZM21 104H18V105H21ZM30 104H31V103H29V105H30ZM33 104H34V103H33ZM37 104H38V103H37ZM54 104H56V103H54ZM80 104H81V102H80ZM100 104H101V103H100ZM107 104H108V103H107ZM149 104H150V103H149ZM177 104H178V102H177ZM184 104H185V103H184ZM192 104H193V103H192ZM23 105H24V104H23ZM23 105H22V106H23ZM47 105L49 106V104H47ZM51 105H52V104H51ZM58 105H59V104H58ZM89 105H90V104H89ZM240 105H241V104H240ZM245 105H246V104H245ZM6 106H7V105H6ZM12 106H13V105H12ZM39 106H40V105H39ZM44 106H45V105H44ZM44 106H43V107H44ZM52 106H53V105H52ZM52 106H50V107H52ZM67 106H68V105H67ZM77 106H78V104H77ZM79 106H80V105H79ZM83 106H84V104H83ZM251 106H252V105H251ZM251 106H249V107H251ZM17 107H19V106H17ZM24 107H25V106H24ZM32 107H33V106H32ZM32 107H31V108H32ZM40 107H42V105H41ZM62 107H63V106H62ZM81 107H82V106H81ZM86 107H87V106H86ZM88 107H90V106H88ZM88 107H87V110H89ZM175 107H176V105H175ZM242 107H243V106H242ZM252 107H253V106H252ZM252 107H251V109H252ZM29 108H30V107H29ZM31 108H30V109H31ZM65 108H66V107H65ZM176 108H177V107H176ZM240 108H241V107H240ZM11 109H12V108H11ZM18 109H19V108H18ZM24 109H25V108H24ZM44 109H45V108H44ZM50 109H51V108H50ZM52 109H53V108H52ZM52 109H51V110H52ZM59 109H60V108H59ZM70 109H72V108H70ZM74 109H75V108H74ZM78 109H79V108H78ZM90 109H91V108H90ZM19 110H20V109H19ZM75 110H77V109H75ZM195 110H196V109H195ZM244 110L247 111V109H244ZM11 111H12V110H11ZM17 111H18V110H17ZM59 111H60V110H59ZM65 111H67V110H65ZM107 111H108V110H107ZM148 111H149V110H148ZM242 111H243V109H242ZM19 112H20V111H18V113H19ZM29 112H30V111H29ZM48 112H49V111H48ZM174 112H175V111H174ZM250 112H251V111H250ZM252 112H253V111H252ZM13 113H14V112H13ZM54 113H55V112H54ZM60 113H61V112H60ZM49 114H51V113H49ZM63 114H64V113H63ZM63 114H62V115H63ZM93 114H94V113H93ZM166 114H167V113H166ZM166 114H165V115H166ZM22 115H24V114H22ZM90 115L92 116V114H90ZM97 115H98V114H97ZM99 115H100V113H99ZM103 115H104V114H103ZM147 115H148V114H147ZM167 115H168V114H167ZM245 115H246V114H245ZM83 116H84V115H83ZM85 116H86V115H85ZM168 116H169V115H168ZM17 117H18V116H17ZM100 117H101V116H100ZM171 117H172V115H171ZM9 118H10V116H9ZM59 118H60V117H59ZM94 118H95V117H94ZM118 118H119V117H118ZM123 118H124V117H123ZM245 118H246V117H245ZM2 119H3V117H2ZM78 119H79V118H78ZM83 119H84V118H83ZM95 119H96V118H95ZM166 119H167V118H166ZM4 120H5V119H4ZM80 120H82V119H80ZM84 121H85V120H84ZM91 121H92V120H91ZM107 121H108V120H107ZM3 122H4V121H3ZM78 122H79V121H78ZM261 122L263 123V121H261ZM5 123H6V122H5ZM114 123H116V122H114ZM174 123H175V122H174ZM255 124H256V123H255ZM257 124H258V123H257ZM260 124H261V123H260ZM263 124H264V123H263ZM70 125H71V124H70ZM70 125H69V126H70ZM258 125H259V124H258ZM79 126H80V125H79ZM121 126H122V125H121ZM169 126H171V125H169ZM259 126H260V125H259ZM261 126H262V124H261ZM67 127H68V126H67ZM67 127H66V128H67ZM114 127H115V126H114ZM156 127H157V126H156ZM171 127H172V126H171ZM171 127H170V128H171ZM173 127H175V126H173ZM68 128H69V127H68ZM176 128H177V127H176ZM178 128H179V127H178ZM158 129H159V128H158ZM246 129H247V128H246ZM256 129H257V128H256ZM117 130H118V129H117ZM148 131H149V130H148ZM159 131H161V130H159ZM164 131H165V130H163V132H164ZM253 131H254V130H253ZM258 131H259V130H258ZM262 131H263V130H262ZM41 132H42V131H41ZM46 132H47V131H46ZM245 132H246V131H245ZM245 132H244V133H245ZM259 132H261V130H260ZM156 133H157V132H156ZM262 133H263V132H262ZM34 134H35V133H34ZM150 135H151V134H150ZM187 135H188V134H187ZM187 135H185V136H187ZM46 136H48V135L46 134ZM188 136H189V135H188ZM247 137H248V135H247ZM249 137H250V136H249ZM182 138H183V137H182ZM256 138H257V137H256ZM60 139H61V138H60ZM152 139H153V138H152ZM162 139H163V138H162ZM184 139H185V138H184ZM68 140H69V139H68ZM155 140H156V139H155ZM158 140H159V138H158ZM249 140H251V139L249 138ZM161 141H162V140H161ZM161 141H159V142L161 143ZM164 141H166V140H164ZM253 141H254V140H253ZM45 142H47V141H45ZM58 142H59V141H58ZM141 142H142V141H141ZM162 142H163V141H162ZM151 143H152V142H151ZM164 143H165V142H164ZM51 144H52V143H51ZM49 145H50V144H49ZM62 145H63V144H62ZM144 145H145V144H144ZM153 145L156 146V144H153ZM159 145H160V144H159ZM163 145H164V144H163ZM64 146H66V145H64ZM69 146H71L70 143H69ZM157 146H158V145H157ZM151 147H152V145H151ZM162 147H163V146H162ZM168 147H169V146H168ZM168 147H167V148H168ZM49 148H50V147H49ZM49 148H48V149H49ZM63 148H64V147H63ZM69 148H70V147H69ZM75 148H76V147H75ZM169 148H171V146H170ZM64 149H65V148H64ZM64 149H63V150H64ZM66 149L68 150V148H66ZM52 150H53V149H52ZM56 150H57V149H56ZM59 150L61 151V149H59ZM63 150H62V151H63ZM69 150H71V148H70ZM160 150H161V148H160ZM165 150H166V149H165ZM168 150H169V149H168ZM168 150H166V151H168ZM74 151H75V150H74ZM152 151H153V150H152ZM187 151H188V150H187ZM65 152H66V151H65ZM67 152H69V151H67ZM67 152H66V153H67ZM153 152H154V151H153ZM62 153H63V152H62ZM62 153H61V154H62ZM150 153H151V152H150ZM159 153H160V152H159ZM167 153H168V152H167ZM189 153H190V152H189ZM206 153H208V152H206ZM243 153H244V152H243ZM57 154L61 156V154H59V153H57ZM160 154H161V153H160ZM168 154H169V153H168ZM199 154H200V153H199ZM202 154H203V153H202ZM71 155H72V153H71ZM147 155H149V154H147ZM170 155H171V154H170ZM188 155H189V154H188ZM241 155H242V154H241ZM51 156H52V154H51ZM150 156H151V155H150ZM150 156H148V157L151 158ZM153 156H157V155H153ZM161 156H164V157H165V155H161ZM186 156H187V155H186ZM197 156H198V155H197ZM200 156H201V155H200ZM142 157H143V156H142ZM146 157H147V156H146ZM174 157H175V156H174ZM253 157H254V156H253ZM60 158H61V157H60ZM64 158H65V157H64ZM156 158H157V157H156ZM188 158H189V157H188ZM193 159H194V158H193ZM199 159H200V158H199ZM136 160H137V159H136ZM147 160H148V158H147ZM156 160H157V159H156ZM202 160H203V159H202ZM244 160H245V159H244ZM248 160H249V159H248ZM128 161H129V159H128ZM130 161H131V160H130ZM192 161H193V160H192ZM239 161H240V160H239ZM142 162H143V161H142ZM153 162H154V161H153ZM201 162H202V161H201ZM245 162H248V161H245ZM57 163H59V162L57 161ZM146 163H147V162H146ZM155 163H156V162H154L153 164H155ZM236 163H237V162H236ZM240 163H241V161H240ZM258 163H261V162H258ZM129 164H130V163H129ZM142 164H143V163H142ZM148 164H149V163H148ZM194 164H195V163H194ZM217 164H218V163H217ZM244 164H245V163H244ZM249 164H250V163H249ZM252 164H253V162H252ZM56 165H57V164H56ZM137 165H138V164H137ZM144 165H145V164H144ZM2 166H3V165H2ZM59 166H60V165H59ZM61 166H62V165H61ZM131 166H132V165H131ZM184 166H185V164H184ZM208 166H209V165H208ZM214 166H215V165H214ZM244 166H245V165H244ZM254 166H255V164H254ZM129 167H130V165H129ZM138 167H139V166H138ZM211 167H212V166H211ZM215 167H216V166H215ZM236 167H237V166H236ZM246 167H247V166H246ZM249 167H250V166H249ZM261 167H262V166H261ZM67 168H68V166H67ZM67 168H66V169H67ZM135 168H136V166H135ZM240 168H241V167H239V169H240ZM262 168H263V167H262ZM57 169H58V168H57ZM63 169H64V168H63ZM131 169H132V168H131ZM190 169H191V168H190ZM208 169H209V168H208ZM236 169H237V168H236ZM59 170H62V169L59 168ZM69 170H70V169H69ZM140 170H141V169H140ZM146 170H147V169H146ZM234 170H235V169H234ZM258 170H259V169H258ZM144 171H145V170H143L142 172H144ZM238 171H239V170H238ZM248 171H249V173H250V170H248ZM259 171H260V170H259ZM140 172H141V171H140ZM262 172H263V171H262ZM76 173H77V172H76ZM235 173H236V172H235ZM240 173L242 174V172H240ZM249 173H248V174H249ZM236 174L239 175V173H236ZM245 174H246V173H245ZM68 175H69V174H68ZM263 175H264V174H263ZM69 176H70V175H69ZM240 176H241V175H240ZM250 176H252V175H250ZM24 177H25V176H24ZM29 177H30V176H29ZM238 177H239V176H238ZM246 178H247V177H246ZM263 178H264V176H263ZM260 179H261V178H260ZM19 180H20V179H19ZM246 180H247V179H246ZM248 180H249V179H248ZM251 180H252V179H251ZM21 181H22V180H21ZM43 181H44V180H43ZM251 182H252V181H251ZM262 182H263V181H262ZM22 183H23V182H22ZM24 183H25V182H24ZM44 183H45V181H44ZM241 183H242V182H241ZM243 183H244V182H243ZM243 183H242V184H243ZM3 184H4V183H3ZM16 184H17V183H16ZM17 185H19V184H17ZM246 185H247V184H246ZM15 186H16V185H15ZM19 186H20V185H19ZM240 186H241V185H240ZM242 186H243V185H242ZM43 187H45L44 184H43ZM50 187H52V186L50 185ZM252 187H253V185H252ZM8 188H9V187H8ZM48 188H49V186H48ZM52 189L54 190L53 187H52ZM52 189H51V190H52ZM178 189H179V188L177 187V190H178ZM239 189H240V188H239ZM42 190H43V189H42ZM43 191H44V190H43ZM43 191H42V192H43ZM47 191H48V190H47ZM49 191H50V190H49ZM254 191H256V190H254ZM58 192H59V191H58ZM230 192H231V191H230ZM234 192H235V190H234ZM240 192H241V191H240ZM244 192H246V191H244ZM263 192H264V191H263ZM59 193H60V192H59ZM178 193H180V192H178ZM250 193H251V192H250ZM5 194H6V193H5ZM242 194H243V193H242ZM256 194H258V193L256 192ZM1 195H2V194H1ZM49 195H50V194H49ZM61 195H62V194H61ZM61 195H58V194H57V197H58V196H61ZM227 195H228V194H227ZM227 195H226V196H227ZM240 195H241V194H240ZM50 197H51V196H50ZM50 197H49V198H50ZM256 197H257V196H256ZM258 197H259V196H258ZM185 198H187V197H185ZM231 198H232V197H231ZM57 199H58V198H57ZM48 200H49V199H48ZM247 200H248V199H247ZM148 201H149V200H148ZM148 201H146V204H147ZM182 201L184 202V200H182ZM187 201H188V200H187ZM226 201H227V200H226ZM232 201H233V200H232ZM234 201H235V200H234ZM234 201H233V202H234ZM179 202H180V200H179ZM153 203H155V202H153ZM189 203H192V202H189ZM240 203H241V201H240ZM240 203H239V204H240ZM151 204H152V203H151ZM227 204H228V203H227ZM153 205H154V204H153ZM183 205H184V204H183ZM183 205H182V206H183ZM187 205H188V204H187ZM190 205H191V204H190ZM228 205H229V204H228ZM146 206H147V205H146ZM179 206H180V205H179ZM224 206H225V205H224ZM233 206H234V205H233ZM250 206H251V205H250ZM183 207H184V206H183ZM228 207H229V206H228ZM158 208H159V207H158ZM158 208H157V209H158ZM186 208H187V207H186ZM196 208H197V207H196ZM223 208H224V207H222V209H223ZM143 209H144V208H143ZM147 209H148V208H147ZM231 209H232V208H231ZM240 209H241V207H240ZM188 211H189V210H188ZM225 211H226V210H225ZM237 211H238V210H237ZM240 211H241V210H240ZM184 212H185V211H184ZM5 213H6V212H5ZM227 213H228V212H227ZM227 213L224 212V214H227ZM246 213H248V211H247ZM248 214H249V213H248ZM181 215H182V214H181ZM177 216H178V215H177ZM222 216H223V215H222ZM234 216H235V215H234ZM244 216H245V214H244ZM184 217H185V216H184ZM225 218H226V217H225ZM228 218H229V217H228ZM237 218H238V217H237ZM180 219H181V218H180ZM182 219H183V218H182ZM238 219H239V218H238ZM37 221H38V220H37ZM177 221H178V220H177ZM182 221H183V220H182ZM198 221H199V220H198ZM221 221H222V219H221ZM228 221H229V220H228ZM111 222H112V221H111ZM114 222H115V221H114ZM178 222L180 223V221H178ZM230 222H231V221H230ZM38 223H39V221H38ZM187 223H188V222H187ZM187 223H186V224H187ZM239 223H240V222H239ZM165 224H166V223H165ZM165 224H164V225H165ZM183 224H184V226H186V225H185V222H184ZM194 224H196V223H194ZM194 224H193V225H194ZM200 224H201V223H200ZM232 224H233V223H232ZM110 225H111V224H110ZM112 225H113V224H112ZM114 225H115V224H114ZM114 225H113V226H114ZM121 225H122V224H121ZM193 225H192V226H193ZM35 226H37V225H35ZM127 226H128V225H127ZM188 226H189V224H188ZM230 226H231V225H230ZM39 227H40V226H39ZM121 227H122V226H121ZM125 227H126V226H125ZM130 227H131V225H130ZM163 227H164V226H163ZM180 227H181V226H180ZM189 227H191V226H189ZM225 227H226V226H225ZM161 228H162V227H161ZM166 228H167V227H166ZM166 228H165V229H166ZM175 228H176V227H175ZM192 228H193V227H192ZM220 228H221V229H224V228H222V227H220ZM227 228H228V227H227ZM227 228H226V229H227ZM27 229H28V228H27ZM36 229H37V228H36ZM194 229H195V227H194ZM226 229H225V230H226ZM228 229H229V228H228ZM238 229H239V228H238ZM122 230H123V229H122ZM127 230H128V229H127ZM190 230H191V229H190ZM231 230H232V229H231ZM132 231H133V230H132ZM232 231H233V230H232ZM247 231H248V230H247ZM162 232H163V230H162ZM196 232H197V230H196ZM19 233H20V232H19ZM125 233H127V232H125ZM133 233H134V232H133ZM191 233H193V232H191ZM23 234H24V233H23ZM113 234H114V233H113ZM127 234H128V233H127ZM163 234H164V233H163ZM172 234H173V233H172ZM179 234H180V233H179ZM193 234H194V233H193ZM110 235H111V234H110ZM229 235H230V234H229ZM21 236H22V235H21ZM111 236H112V235H111ZM111 236H110V238H111ZM113 236H114V235H113ZM166 236H167V235H166ZM176 236H177V235H176ZM17 237H18V236H17ZM19 237H20V236H19ZM106 237H107V236H106ZM126 237H127V236H126ZM174 237H175V236H173V238H174ZM192 237H193V236H192ZM192 237H191V238H192ZM108 238H109V237H108ZM171 238H172V237H171ZM193 238H194V237H193ZM230 238H231V237H230ZM12 239H13V238H12ZM113 239H114V238H113ZM115 239H116V238H115ZM167 239H168V238H167ZM174 239H175V238H174ZM179 239H180V238H179ZM195 239H196V238H194V240H195ZM14 240H15V238H14ZM165 240H166V239H164V241H165ZM219 240H220V239H219ZM12 241H13V240H12ZM110 241H111V239H110ZM174 241H175V240H174ZM179 241H180V240H179ZM222 241H223V240H222ZM7 242H10V241H7ZM113 242H114V241H113ZM156 242H157V241H156ZM161 242H162V241H161ZM5 243H6V242H5ZM11 243H12V242H11ZM110 243H111V242H110ZM116 243H117V242H116ZM167 243H168V242H167ZM176 243H177V242H176ZM179 243H182V242H179ZM186 243H187V242H186ZM188 243H189V242H188ZM242 243H243V242H242ZM7 244H8V243H7ZM165 244H166V243H165ZM182 244L184 245V243H182ZM182 244H180V245L182 246ZM189 245H190V244H189ZM191 245H192V244H191ZM234 245H235V244H234ZM159 246H160V244H159ZM178 246H179V245H178ZM165 247H166V246H165ZM176 247H177V245H176ZM186 247H187V246H186ZM173 248H174V247H173ZM173 248H172V249H173ZM88 249H89V248H88ZM94 249H95V248H94ZM165 249H167V248H165ZM169 249H170V248H169ZM186 249H187V248H186ZM190 249H191V248H190ZM170 250H171V249H170ZM89 251H90V250H89ZM96 251H97V250H96ZM96 251H94V252H96ZM238 252H239V251H238ZM90 253H91V252H90ZM92 253H93V252H92ZM178 253H179V252H178ZM94 254H95V253H94ZM172 254H173V253H172ZM179 254H181V253H179ZM231 254H232V253H231ZM86 255H88V254H86ZM236 255H237V254H236ZM177 256H179V255H177ZM177 256H176V257H177ZM181 256H182V255H181ZM229 256H231V255H229ZM171 257H172V256H171ZM231 257H232V256H231ZM172 258H173V257H172ZM180 258H181V257H180ZM226 258L228 259V257H226ZM258 258H261V257L258 256ZM170 259H171V258H170ZM234 259H235V258H234ZM253 259H254V258H253ZM255 259H257V258H255ZM72 260H73V259H72ZM222 260H223V259H222ZM237 260H239V259H237ZM262 260H264V258H262ZM69 262H70V261H69Z\"/></svg>", "mask_w": 264, "mask_h": 264}, {"label": "water", "instance_id": "water-1", "mask_svg": "<svg viewBox=\"0 0 264 264\" xmlns=\"http://www.w3.org/2000/svg\"><path fill=\"white\" fill-rule=\"evenodd\" d=\"M189 31H191L192 29H188ZM185 31L179 32V35H183ZM190 33V32H189ZM43 112L44 111L40 108L36 109L33 111V113L35 112ZM33 113L25 120V122L22 124V127L17 135V137L14 139L13 143L11 144V147L8 151V154L13 157V155L11 154L12 152H15L18 156L19 152L21 151L24 143L27 141V139L30 137V135L34 132V130L37 128V126L40 124V122L42 121V119L40 120V122L36 125H33L32 123H30V121L32 120L33 117ZM44 117V115H43ZM16 156V157H17ZM152 259V258H150ZM154 260V259H152ZM154 264H159L157 261L154 260Z\"/></svg>", "mask_w": 264, "mask_h": 264}, {"label": "flooded vegetation", "instance_id": "flooded-vegetation-1", "mask_svg": "<svg viewBox=\"0 0 264 264\" xmlns=\"http://www.w3.org/2000/svg\"><path fill=\"white\" fill-rule=\"evenodd\" d=\"M110 21V20H109ZM110 27L108 28V29H106V28H103V27H98V28H100L101 29V31H107V30H111V29H113V26H115L116 28H117V26L116 25H113V24H110L109 25ZM93 27V26H92ZM92 27H89V28H92ZM96 27V26H95ZM112 27V28H111ZM196 28H198V27H196ZM114 30V29H113ZM197 34V33H196ZM39 77V74H37V78ZM94 136H96V137H99V135H94ZM93 137V136H92ZM102 141V138H100V139H98V140H96V142H101ZM91 143H92V149H94L95 148V141H94V139H92V141H91ZM101 144V143H100Z\"/></svg>", "mask_w": 264, "mask_h": 264}]
</instances>
